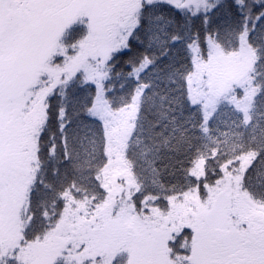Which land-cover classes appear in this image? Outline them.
Masks as SVG:
<instances>
[{
  "label": "snow or ice",
  "instance_id": "obj_1",
  "mask_svg": "<svg viewBox=\"0 0 264 264\" xmlns=\"http://www.w3.org/2000/svg\"><path fill=\"white\" fill-rule=\"evenodd\" d=\"M0 264H264V0H0Z\"/></svg>",
  "mask_w": 264,
  "mask_h": 264
}]
</instances>
